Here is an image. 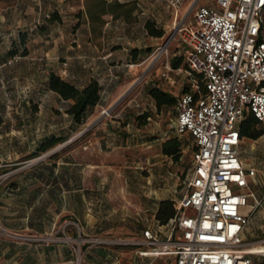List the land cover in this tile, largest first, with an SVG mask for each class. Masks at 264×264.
Segmentation results:
<instances>
[{"label": "crops", "instance_id": "crops-1", "mask_svg": "<svg viewBox=\"0 0 264 264\" xmlns=\"http://www.w3.org/2000/svg\"><path fill=\"white\" fill-rule=\"evenodd\" d=\"M164 1L0 0V111L11 104L25 111L0 133V228L7 233L0 234V264H173L171 256H140L129 243L145 228L163 232L154 217L158 203L177 200L164 188V140L155 153L161 160H150L143 177L139 160L126 162L125 154L152 141L125 134L127 122L84 130L122 91L145 47L163 40L172 18ZM147 20L163 31L160 37L146 33ZM50 72L78 88L90 80L100 86V100L80 121L66 113L70 101L47 89ZM177 75L164 73L170 85ZM52 139L58 141L47 146Z\"/></svg>", "mask_w": 264, "mask_h": 264}, {"label": "built area", "instance_id": "built-area-1", "mask_svg": "<svg viewBox=\"0 0 264 264\" xmlns=\"http://www.w3.org/2000/svg\"><path fill=\"white\" fill-rule=\"evenodd\" d=\"M197 1L191 21L182 17L153 50L159 57L175 34L185 47L187 88L176 98L173 123L174 135L187 134L194 147L184 190L172 217L157 224L163 232L145 228L129 243L140 256H171L173 264H264V234L245 239L252 219L264 231L263 200L249 188L255 169L238 153L239 123L247 115L264 122V0ZM167 2L177 13L180 0Z\"/></svg>", "mask_w": 264, "mask_h": 264}, {"label": "rangeland", "instance_id": "rangeland-1", "mask_svg": "<svg viewBox=\"0 0 264 264\" xmlns=\"http://www.w3.org/2000/svg\"><path fill=\"white\" fill-rule=\"evenodd\" d=\"M167 1L168 0H165L164 3L167 4L168 11L172 18L169 23V28L164 34L163 40H159V42L161 41L159 45L164 42L170 32H174L176 26L181 22L182 17L185 16V22L191 21L195 0H180L181 4L177 13L173 12ZM197 3L214 5V0H198ZM155 47V45L145 47V50H148L146 52V56L141 60H135L133 62L134 64L128 67V76L122 84V91L115 94L114 98L107 105L105 104V106L98 108L97 112L90 119L91 121H89L91 123L84 126V130L86 129L87 131L89 128H92L93 123L95 122L101 124L103 127H105V123L109 122L112 126H119L120 128L122 126V122H127L129 123L127 126L128 129L123 131L125 134H128L126 132L131 131L134 137L139 139L145 137L152 141L144 143L142 146H134L136 148L134 151H128L125 154L126 162L130 161L132 158L134 161L139 160L141 166L140 171L143 177L149 174L150 167L148 164L151 163L150 160H155L156 158L161 160L160 157L156 155L158 148L157 142L174 135L173 123L175 119V112H172L170 109H164L163 107L160 109L155 108L153 101L148 98L146 90L148 87L153 85L176 97L181 91V88L183 89L186 84L185 75L182 72L185 68L183 59L185 47L183 48L181 36H179V34H175L174 39L168 43L164 51L162 49V54L157 58H155V54H153ZM133 55H135V53ZM175 57L180 58L179 68L181 69V72L179 75L175 76L174 82L170 85L168 80L165 78L164 73L167 72L165 69L166 63L167 66L172 69L169 65V61ZM141 110H144L143 112L148 116L142 118L141 124H136L134 120V126L131 123V119H134L135 113ZM24 114L25 111L17 108L14 104L9 105V107L5 110L3 109V111H0V133L3 131H11L14 127V122ZM135 127H137V129ZM258 128L264 131V122L261 123ZM89 132L90 131L86 132L85 135H89ZM177 136L182 143L179 157L176 160L163 157L160 164L165 170V179L163 182L165 184L164 188L167 191V196L172 198L175 195L177 200H179L180 198L178 197L184 190L185 176L190 164L192 142L187 134ZM56 147L57 145L48 148L38 155H49ZM238 153L244 164L250 163L255 169L254 180L252 184L250 183L249 185L250 190L254 193H257V191L263 193L264 132L253 140L242 138L241 145L238 148ZM19 159L20 161H23V159L26 158ZM146 159H148V162H146ZM10 161L11 160L6 159L5 164L6 168H10L11 170L12 165L10 164ZM111 163L113 165L115 164V161L113 162V156L111 158ZM232 188L236 189L235 187ZM258 197H261L263 200L262 204L264 209V193L263 195L259 194ZM254 222L255 219H252L247 226V232L245 234V239L247 240L261 237L264 234V231L257 227L256 223V225H254Z\"/></svg>", "mask_w": 264, "mask_h": 264}, {"label": "trees", "instance_id": "trees-1", "mask_svg": "<svg viewBox=\"0 0 264 264\" xmlns=\"http://www.w3.org/2000/svg\"><path fill=\"white\" fill-rule=\"evenodd\" d=\"M144 29L148 35L156 37H160L163 33L160 28L154 26V23L151 20L145 21ZM20 42H23V36H20ZM23 52L24 50L22 49L21 53ZM8 53L11 56L16 53L13 45L10 46ZM172 60L170 61L172 67H177L180 58L175 57ZM194 77L196 81L199 82V75H194ZM46 87L48 90L55 92L61 99L70 101L65 111L75 121H80L85 112L91 109L100 100V86L95 80H90L85 86L78 88L73 84L62 80L58 75L50 72L46 79ZM146 94L148 98L153 101L155 108L160 109L163 107L164 109H170L172 112H175L176 99L169 93L164 92L155 86H151L147 88ZM143 111H138L135 114L134 120L136 124H141L142 118L148 116ZM260 124L261 123L251 115H247L238 126L240 137L252 140L256 139L264 132L258 128ZM57 141V139H52L47 142V146ZM181 146L182 143L178 136L171 135L160 144V151L166 157L176 160L180 155ZM193 148L192 145L191 151ZM39 149H44V146H41ZM173 213V201L165 199L159 201L154 217L158 224H164L170 217H172Z\"/></svg>", "mask_w": 264, "mask_h": 264}]
</instances>
